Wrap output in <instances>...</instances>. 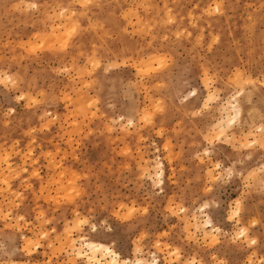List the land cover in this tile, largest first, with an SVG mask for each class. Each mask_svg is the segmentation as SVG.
<instances>
[{
	"label": "snow or ice",
	"instance_id": "snow-or-ice-1",
	"mask_svg": "<svg viewBox=\"0 0 264 264\" xmlns=\"http://www.w3.org/2000/svg\"><path fill=\"white\" fill-rule=\"evenodd\" d=\"M113 6L105 4L104 0H62L55 6H45L42 0H29L25 5L21 0L6 5L17 11H36L47 7L53 13L47 19L53 21L55 17L60 21L61 52L70 44H77L76 38L84 32L96 34V43L90 47L81 45L78 55L74 49L71 66L52 68L53 73L67 76L82 89L88 90L99 88L102 74L116 75L113 70L120 68L121 63L125 66L128 63L124 59L128 56L126 51L117 50L109 54L104 49L106 31L102 21H106L107 16H98L95 22L90 18L86 29L77 22L93 12H111ZM150 6L136 5L145 9ZM130 11H122V15L127 17ZM206 11L209 15L213 12L219 14L221 4L217 3ZM260 11L264 15V2ZM159 23L161 32L157 37L149 35V40L162 38L165 42L169 41L170 36L163 34L169 32V26L177 27L174 33L176 42L185 35H192L187 30L180 31L178 21L167 4ZM140 31L148 35L150 29ZM219 41V35L207 39L197 35L193 48L206 47L211 52ZM42 48L43 44L37 40L26 50L34 54ZM148 48L151 54L145 53L132 65L136 73L134 83H120L115 94L109 92L102 100L91 99L86 109L82 107L81 114L86 117V112L90 111L95 117L99 112L95 106L103 103L107 109L113 110L108 114L115 117L107 125L109 133H127L135 128L136 134L143 140L144 130L154 132L155 136L170 135L158 122L174 112L182 113L187 131L178 129V132L183 133L185 143L180 145V152L170 151L169 143H165L164 150L168 152L169 163L178 159L179 163L186 165L187 173L182 171L180 176L187 174L192 179L184 184L181 178L177 184V177L166 173L158 157L154 170L145 166L136 173V183L141 186L139 195L121 199L109 196L87 202L83 208L80 207L83 196L77 182L79 177L76 172L64 168L70 161L65 159L60 148L34 151L40 134L47 132L58 120L48 111V107L60 98L56 85L34 88L21 73L7 69L6 61L0 67V92L12 101L0 109V124L10 123L17 105L29 110L27 115L30 119L34 114L39 115L37 126L32 127L30 123L24 133L28 147L22 165L19 161L15 168L9 164L12 155H18L15 148L19 140L0 145V194L14 186L10 183L12 180L29 189L39 181V192L44 193L47 188L42 175L44 166L55 167L61 176V180L49 179V184H55V194L51 195L47 209L41 203L33 208L26 202L25 194L19 191L13 195L16 200L25 202L23 208L21 203L14 201H9V204L19 211L10 212L0 207V221H3L0 234L4 237L0 242V264H31V259H18V254L35 259L32 252L42 246L46 250L42 264H60L61 259L63 264H264V82L252 79L246 70L237 67L224 80L227 91L222 97L215 91L220 85L215 82L216 68L210 59L205 63L201 58L198 75L194 77L196 82L192 83L187 65L177 70L176 62L167 51L152 52L150 43ZM260 72L264 78V66ZM258 83L261 84L260 99L256 104L253 95ZM137 92L143 94L141 104L136 103ZM121 98L127 101L122 109ZM245 112L247 119L242 120ZM72 155L75 157V150ZM124 155H129V152ZM69 175L73 179H68ZM169 182L177 184L171 195L167 189ZM144 183L148 184L147 192L143 191ZM161 197L164 199L161 200ZM257 199L258 207L255 203ZM158 200H161L166 219L168 216L177 218L180 236L187 243L177 240L175 232L149 228L147 221ZM57 206L59 212L70 213V218L64 217L62 231L51 211ZM24 227L31 233L28 239H23L25 233L17 231ZM225 228L229 230L224 231ZM13 236L17 240L23 239V245L12 243ZM241 249L245 257L242 261L233 258ZM57 251L62 255L53 259ZM160 253L164 254V258L158 261Z\"/></svg>",
	"mask_w": 264,
	"mask_h": 264
},
{
	"label": "rangeland",
	"instance_id": "rangeland-1",
	"mask_svg": "<svg viewBox=\"0 0 264 264\" xmlns=\"http://www.w3.org/2000/svg\"><path fill=\"white\" fill-rule=\"evenodd\" d=\"M14 2H21V0H0V67H3L6 61L7 69L21 73L34 88L38 86L43 89L45 86L56 85L60 98L48 107V111L58 117V120L47 132L40 134L34 151H39L41 148L44 151L60 148L65 159L70 161L64 165V168L76 172L79 177L77 182L83 196L81 208L87 202L103 200L109 196L113 199H121L139 195L141 186L136 183V173L145 166L154 170L158 157L164 165L166 173L174 174L177 177V184L181 178L184 184L192 179V176L187 174L183 177L180 176L182 171L187 173L186 165L179 163L178 159H173L169 163L168 152L164 150L165 143H169L170 151L180 152V145L185 143L183 133L178 132V129L187 131L182 113L174 112L164 121L158 122L162 123L166 132L171 133L170 135L155 136L154 132L148 133L144 130L145 138L143 140L136 134L135 128L130 129L127 133H109L107 125L115 117L108 114L113 110L107 109V105L103 103L95 106L99 109L95 117L90 111L86 112V117L81 114L82 107L86 109L91 99L102 100L108 96L109 92L115 94L120 83L135 82L136 73L132 65L137 63L138 58L143 57L145 53L151 54L148 48L149 43L152 52L161 49L167 51L171 59L176 62L177 70H181L182 65H187L192 74L189 77L192 83L196 82L194 77L198 75L197 68L201 58L205 63L210 59L213 67L216 68L215 82L220 85L215 91L222 97L227 91L224 87V80L231 70L237 67L242 71L246 70L252 79L264 82L260 72L261 67L264 66V15H261L260 5L264 0H104L105 4L114 5L111 12H107V10L93 12L90 16L81 17L77 22L81 28L86 29L90 18L95 22L96 17L107 16L108 19L102 21L105 23L106 31L103 38L104 49L109 54L117 50L126 51L128 56L124 59L128 63L126 66L121 63L120 68L113 70L116 75L110 73L104 76L102 74L99 88L92 90L82 89L78 83L67 76H58L52 72V68L61 65L71 66L74 49L78 55L81 45L90 47L96 43V34L84 32L82 36L76 38L77 44H70L66 50L61 52L59 51L62 43L59 19L53 17L54 22L49 21L47 17L52 16L53 13L47 7H40L36 11H17L6 7ZM22 2L27 5L29 0H22ZM32 2H36V0H32ZM60 2L62 0H42L45 6L49 4L55 6ZM217 3L221 4V12L219 14L213 12L209 15L206 9L214 8ZM139 4L151 6L147 9L137 8L136 5ZM165 4L168 5L173 17L177 19L180 31L187 30L192 33L191 36L185 35L179 42H176L174 33L177 27L169 26V32L163 33L170 36L169 41L165 42L162 38L149 40V35L157 37V34L161 32L159 20L164 15ZM129 10L131 11L127 17L122 15V11ZM141 29L146 31L150 29V32L148 35H144L140 31ZM197 35L204 39L219 35L220 41L211 52L206 47L194 49L193 43ZM37 40L43 44V48L38 49L34 54L28 52L27 47L34 45ZM20 45L25 47H20ZM260 88L261 84L258 83L253 95V101L256 104L259 103ZM143 99V94L137 92L136 103L141 104ZM9 103L12 101L7 100L3 92H0V109L5 108ZM125 103L127 101L121 98V109ZM28 111L22 105H17L15 116L10 118V123L0 124V145L5 142L20 141L15 148V153L18 155L13 154L9 160V164L13 168L17 167V161L21 165L24 163V152L28 147V139L24 133L27 132L30 123L32 127H36V122L39 119L38 114H34L30 119L27 115ZM32 111L36 112L35 109ZM105 116L108 117L107 120L104 119ZM176 117H180V119ZM241 119H247L246 112ZM61 137L66 139L61 140ZM73 150L76 153L75 157L72 155ZM126 151L129 152L127 156L124 155ZM178 163L179 167H177ZM37 170L39 171V169ZM42 175L44 183L47 185L44 193L39 192V181L29 189L22 188L19 183L12 180L10 183L14 186L0 194V207L8 209L10 212L19 211L10 206L9 201H14L21 203V208H23L25 202L16 200L13 195L19 191L25 194L26 202L30 203L33 208L37 203H41L47 209L51 195L55 194V184H49V179L57 181L61 180V176L55 167L48 166H44ZM68 179H73V177L69 175ZM177 184L170 182L167 184L169 195H171V190L177 187ZM182 187L181 185V190ZM142 188L147 192L148 184L144 183ZM38 196L41 197L40 200L37 199ZM140 198H143L142 195ZM163 199L161 197V200ZM161 200L156 201L155 207L152 209L151 216L147 221L149 228L161 231L167 229L175 232L177 240L187 243L180 236L181 229L177 218L171 216L165 218ZM255 203L258 207L259 200L257 199ZM58 208L59 206L51 211L56 216L57 226L62 231L64 217L70 218V213L59 212ZM21 214L23 213L21 212ZM14 222L13 220L12 223ZM2 223L3 221H0V225ZM228 230V228L224 229V231ZM17 231L25 233L23 239L31 236L27 227L19 228ZM23 239L17 240L13 236L11 242L20 243L22 246ZM131 239H135V237H131ZM3 240L4 237L0 234V242ZM45 255L46 250L42 246L32 252V257L35 259L22 254H18V259H31V264H42ZM61 255L57 251L56 256L52 258L55 259ZM157 258L162 260L164 254L160 253ZM233 258L242 261L245 258L243 249L237 252ZM60 264H63L62 259Z\"/></svg>",
	"mask_w": 264,
	"mask_h": 264
},
{
	"label": "bare ground",
	"instance_id": "bare-ground-1",
	"mask_svg": "<svg viewBox=\"0 0 264 264\" xmlns=\"http://www.w3.org/2000/svg\"><path fill=\"white\" fill-rule=\"evenodd\" d=\"M161 163V162H160ZM162 164V163H161ZM25 239H28V238H25ZM158 259V258H157ZM159 261V260H158Z\"/></svg>",
	"mask_w": 264,
	"mask_h": 264
}]
</instances>
